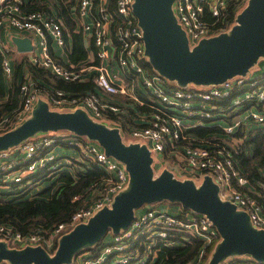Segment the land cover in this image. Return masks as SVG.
<instances>
[{
    "label": "built area",
    "instance_id": "obj_1",
    "mask_svg": "<svg viewBox=\"0 0 264 264\" xmlns=\"http://www.w3.org/2000/svg\"><path fill=\"white\" fill-rule=\"evenodd\" d=\"M25 2L0 0V58L5 77L11 80L14 75L12 53L18 50L2 39L1 31L14 29L19 35L31 38L33 48L24 52L31 62L69 81L93 77L99 91L73 95L41 85L27 72L20 82L18 107L0 118V133L30 117L40 100H45L53 110L83 109L94 121L118 127L125 142L127 135L130 142L145 144L153 157V165H163L174 177L191 179L199 186L210 176L218 185L220 199L233 203L238 211H245L251 225L264 230V208L254 195L244 190L250 187L236 158L239 152L251 153V145L245 147V142L253 130L264 129V65L259 73L251 68L244 75H234L219 83L182 85L151 65L144 32L134 13L135 0H116L117 17L110 9V0H77L78 28L83 30L86 39L94 40L97 57L80 63L68 62L67 66L54 51L55 47L65 49L62 20L45 10H26ZM248 2L173 0L172 10L192 48L203 38L229 32ZM232 11L235 22L220 25ZM242 93H245L244 99L236 98L232 107L233 97ZM240 105L242 110L232 112ZM247 108L250 113L246 118L234 120ZM229 114L223 125L226 120L223 116ZM197 127L214 130L205 135L188 132ZM58 145L61 149L55 152ZM69 147L76 150V162L81 168L95 163L106 171V181L98 195L86 200L69 220L58 223L47 234L22 233L10 224L1 223L0 241L9 247L40 244L52 253L63 234L79 223L88 222L102 208L111 207L116 195L130 186L131 177L125 163L108 155L97 141L69 130H55L39 132L0 149V190L9 188L11 183L37 185L39 181L26 178L37 168H49L50 173L63 169L64 159H68L63 150ZM11 174L9 182L7 178ZM192 238L198 239L200 245L194 258L186 264H208L221 235L207 214L177 203L147 204L135 212L127 228L118 233L108 232L99 243L80 250L70 264L138 261V264H163L158 261V251L163 246ZM114 257H119V261L112 263ZM218 264L264 263L231 255Z\"/></svg>",
    "mask_w": 264,
    "mask_h": 264
},
{
    "label": "water",
    "instance_id": "obj_2",
    "mask_svg": "<svg viewBox=\"0 0 264 264\" xmlns=\"http://www.w3.org/2000/svg\"><path fill=\"white\" fill-rule=\"evenodd\" d=\"M172 3L173 0L134 2L146 52L160 74L182 85L219 83L246 74L264 56V0H249L229 32L203 38L192 48L176 20ZM12 40L20 52L33 48L29 36L15 35ZM55 130H69L97 141L108 155L125 163L130 186L116 195L111 207L102 208L88 222L63 234L52 253L40 244L9 247L0 241V264H70L80 250L99 243L108 232L127 228L138 209L162 201L181 204L212 219L221 240L208 264H218L235 254H246L264 263V230L254 228L245 211L220 199L218 185L210 176L197 186L191 179L174 177L167 168L156 175L153 157L145 144L125 142L118 127L94 121L83 109L53 110L40 100L30 117L0 133V149L39 132Z\"/></svg>",
    "mask_w": 264,
    "mask_h": 264
},
{
    "label": "trees",
    "instance_id": "obj_3",
    "mask_svg": "<svg viewBox=\"0 0 264 264\" xmlns=\"http://www.w3.org/2000/svg\"><path fill=\"white\" fill-rule=\"evenodd\" d=\"M115 1L110 0L109 6L117 17ZM76 2L77 0H27L23 5L26 10H45L62 20L65 49L68 59L72 63L87 60L89 57L87 46L90 47L94 57H97L94 40L86 39L83 30L78 28ZM234 22L235 13L232 11L228 20L226 19L224 22L222 20L220 25H224V23L232 25ZM57 57L68 66L69 63L60 56ZM25 71L29 72L41 85L48 88H60L73 95L99 91L93 77L84 80H65L31 62L26 53L22 54L20 60L15 61L14 75L11 80H8L4 75L0 58V118L10 114L18 107L20 82ZM213 130V128L197 127L189 129L188 132L205 135ZM247 145H251V153L239 152L236 155L241 172L248 180V187H250V190L247 187H244V190L254 195L264 208V129L253 130L251 138L245 142V147ZM84 166L81 168L80 163L75 161L67 168L53 173H50L49 168L46 167L37 168L26 178L39 181L37 186L45 180L49 184L35 190L36 194L30 197L28 194L33 192L36 185L23 186L21 183H11L9 188L0 190V224H10L15 230L22 233L41 232L47 234L58 223L69 220L74 211L86 200L98 195L106 181L107 173L98 165L92 163ZM94 190L96 191L94 192ZM199 245V240L192 238L182 240L177 245L163 246L158 251V261L163 264H186L194 258Z\"/></svg>",
    "mask_w": 264,
    "mask_h": 264
},
{
    "label": "crops",
    "instance_id": "obj_4",
    "mask_svg": "<svg viewBox=\"0 0 264 264\" xmlns=\"http://www.w3.org/2000/svg\"><path fill=\"white\" fill-rule=\"evenodd\" d=\"M25 1H27V0H25ZM15 35H19V34L14 29H5V30H2L1 31V37H2V39L5 40L10 45H12L13 47H16V45L13 43V40H12ZM50 42H51V40H50ZM16 49H17V47H16ZM88 50H89V57L87 58V60L88 59H91V58L92 59L95 58L94 55H93V52L91 51V49H88ZM54 51L57 54H60L61 58L64 59V61H66L67 63L70 62L69 59H68V53H67L66 49H61V48L55 47ZM18 52L16 51V52H13L12 53V62H13V66L14 67H15V61L16 60H20L22 58V54L24 53V52H20V51H18ZM83 62H85V61H83ZM70 63H72V62H70ZM263 65H264V60H260L259 63H258V65H256L255 67H253L252 70H254L256 73H259L260 70L263 68ZM26 73H27V71H25L24 75ZM67 149H71V148H66L65 151L63 150V152H65L66 155L68 156V159H64L65 162H66L65 163L66 165L63 166L62 168H67L68 165H71L73 162L75 163V161H77V158H76L77 157L76 156L77 155L76 150H74L72 148L73 149L72 151L71 150L70 151H67ZM95 191L96 190H94V192Z\"/></svg>",
    "mask_w": 264,
    "mask_h": 264
},
{
    "label": "rangeland",
    "instance_id": "obj_5",
    "mask_svg": "<svg viewBox=\"0 0 264 264\" xmlns=\"http://www.w3.org/2000/svg\"><path fill=\"white\" fill-rule=\"evenodd\" d=\"M260 60H264L263 59V57H261L260 58ZM256 65H258V63L257 64H254L253 66H252V68L253 67H255ZM254 71V70H253ZM244 97H245V93H242L239 97L238 96H234L233 98V100H232V104H231V106L233 107L234 105H235V101H236V98H239V99H244ZM242 105H240V106H235L234 107V109H233V111L232 112H239L240 110H242ZM254 109H255V107H254ZM231 112V113H232ZM249 113H250V110L247 108V110L243 113V114H241V115H239V116H235L234 118V120H242V119H244V118H246L248 115H249ZM221 115H224V114H221ZM230 117L231 115L229 114V115H225V116H223V117H225V121L224 122H222V124L223 125H226V123H227V118L226 117ZM4 132V131H3ZM49 133H52L53 131H48ZM125 140L127 141V142H130V138L127 136V135H125ZM70 148V147H69ZM61 149V146H59L58 145V147L57 148H55V152H57V151H59ZM66 150V149H65ZM64 150V151H65ZM72 151L73 149H67V151ZM167 156H169L168 154H167ZM167 156H166V158H167ZM170 157H173L172 155H170ZM153 167H154V172H155V174L156 175H158L159 173H160V171L161 170H163V165H159V164H154L153 165ZM7 181H9V182H11L12 181V174L9 176V178H7ZM46 184H49V183H47V181L45 180L44 182H42V183H40L38 186L36 185L35 186V188H34V190H33V192L32 193H30V194H28L29 195V197L30 196H33L34 194H36L35 192V190H38V188H40L41 186H43V185H45L46 186ZM4 189V188H3ZM35 191V192H34ZM158 203H166L167 204V202L166 201H162V202H158ZM233 256V255H232ZM234 256H236V257H239V258H244V257H249V255H246V254H243V255H239V254H235ZM116 261H119V257H114L113 258V261H112V263H115ZM139 263V261L138 262H135L134 264H138Z\"/></svg>",
    "mask_w": 264,
    "mask_h": 264
}]
</instances>
